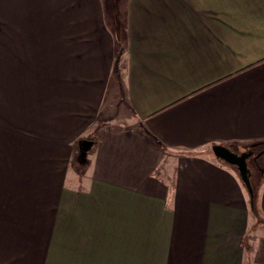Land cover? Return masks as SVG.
Returning a JSON list of instances; mask_svg holds the SVG:
<instances>
[{
	"label": "crops",
	"instance_id": "crops-1",
	"mask_svg": "<svg viewBox=\"0 0 264 264\" xmlns=\"http://www.w3.org/2000/svg\"><path fill=\"white\" fill-rule=\"evenodd\" d=\"M261 143L264 0H0V264H264Z\"/></svg>",
	"mask_w": 264,
	"mask_h": 264
},
{
	"label": "water",
	"instance_id": "water-1",
	"mask_svg": "<svg viewBox=\"0 0 264 264\" xmlns=\"http://www.w3.org/2000/svg\"><path fill=\"white\" fill-rule=\"evenodd\" d=\"M92 144L93 142L91 140L84 139L81 142V148L82 150L87 151ZM212 152L216 158L237 169L242 182L249 192L251 206L254 207L255 192L251 182L252 170L248 159L254 155L255 151L253 149H246L238 152L226 145L216 144L212 146Z\"/></svg>",
	"mask_w": 264,
	"mask_h": 264
},
{
	"label": "rangeland",
	"instance_id": "rangeland-1",
	"mask_svg": "<svg viewBox=\"0 0 264 264\" xmlns=\"http://www.w3.org/2000/svg\"><path fill=\"white\" fill-rule=\"evenodd\" d=\"M53 12H55V11H53ZM56 15H57V16L59 15L58 17H60V14H59L58 12H56V13L54 14L55 17H56ZM56 20H57V18H56ZM262 146H264V144H263ZM248 149H250V148H248ZM236 151H240V152H241V151H243V150L240 149V148H238ZM256 151H257V150H256ZM258 151H262V148H259V147H258ZM255 158H256V157H255L254 155L251 156V157L248 159V162H249L250 164H253V165H254V163H255ZM78 162H79V161H78ZM78 162H75V163H74V166H75V170H76V171H79L80 169L83 168V167L81 168L80 163L78 164Z\"/></svg>",
	"mask_w": 264,
	"mask_h": 264
},
{
	"label": "trees",
	"instance_id": "trees-1",
	"mask_svg": "<svg viewBox=\"0 0 264 264\" xmlns=\"http://www.w3.org/2000/svg\"><path fill=\"white\" fill-rule=\"evenodd\" d=\"M263 144L261 143V144H256V145H254L253 147H252V149L254 150V151H256V152H258V147L259 148H262L263 146H262ZM251 182H252V185H253V187H254V192H255V185H254V183H253V181H252V178H251ZM252 211H253V213L255 214V216L256 217H260L259 216V213H258V210H257V208H256V206H254V207H252Z\"/></svg>",
	"mask_w": 264,
	"mask_h": 264
}]
</instances>
